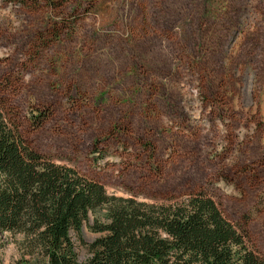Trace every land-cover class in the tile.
I'll return each instance as SVG.
<instances>
[{"label": "rangeland", "instance_id": "374dc122", "mask_svg": "<svg viewBox=\"0 0 264 264\" xmlns=\"http://www.w3.org/2000/svg\"><path fill=\"white\" fill-rule=\"evenodd\" d=\"M0 116L110 196L203 192L264 257V0H0ZM0 264L46 262L5 232Z\"/></svg>", "mask_w": 264, "mask_h": 264}, {"label": "trees", "instance_id": "16d2710c", "mask_svg": "<svg viewBox=\"0 0 264 264\" xmlns=\"http://www.w3.org/2000/svg\"><path fill=\"white\" fill-rule=\"evenodd\" d=\"M59 6L61 0H5ZM1 117V116H0ZM105 210V218L90 222ZM98 237L80 262L73 235ZM24 234L46 264H264L203 192L140 202L110 196L75 168L30 147L0 121V233Z\"/></svg>", "mask_w": 264, "mask_h": 264}]
</instances>
